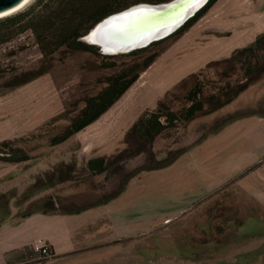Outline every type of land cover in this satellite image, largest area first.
Segmentation results:
<instances>
[{
    "label": "rangeland",
    "instance_id": "374dc122",
    "mask_svg": "<svg viewBox=\"0 0 264 264\" xmlns=\"http://www.w3.org/2000/svg\"><path fill=\"white\" fill-rule=\"evenodd\" d=\"M262 32L264 0H217L193 27L166 43L173 44L97 122L57 146L51 139L97 92L101 58L64 52L45 64L31 32L4 46L2 70H49L14 89L6 87L9 73L0 78V143L21 139L18 146L32 157L18 164L0 161V213L99 207L121 176L92 175L88 161L129 147V130L169 91ZM249 89L192 122L179 145L189 149L171 165L131 179L106 205L107 226L101 225V212L93 221L98 230L113 233L106 256L74 264H211L208 253L225 257L215 264H264V79ZM143 161L139 156L123 167L131 170Z\"/></svg>",
    "mask_w": 264,
    "mask_h": 264
},
{
    "label": "trees",
    "instance_id": "16d2710c",
    "mask_svg": "<svg viewBox=\"0 0 264 264\" xmlns=\"http://www.w3.org/2000/svg\"><path fill=\"white\" fill-rule=\"evenodd\" d=\"M168 1L170 0H35L24 9L0 18V50L27 32H31L45 64L57 54L64 52L91 53L101 58L96 65L101 74L97 83V92L83 100V107L77 117L60 134L51 139L52 146L66 142L97 122L173 44L171 42L172 44L166 46V43L175 40L193 27L217 2L210 0L170 37L130 53L102 55L99 49L82 40L95 24L108 15L138 3L159 4ZM45 68L47 69L40 67L20 75L14 73L12 67L3 70L0 68V78L9 73L11 77L6 87L14 89L47 73L49 69ZM263 79L264 32L257 35L248 46L235 50L230 58L212 61L199 72L182 80L172 92L166 94L155 110L144 113L129 130L126 136V144L129 147L110 158L97 157L88 161L87 169L92 175L113 172L121 176L116 188L99 204L109 203L120 196L126 190L129 181L140 174L171 165L189 149V147L179 148V145L184 141L185 132L192 122L221 110ZM225 123L214 124L208 135L220 130ZM206 136H202L197 143ZM21 142V139L1 142L0 161L10 164L30 161L32 157L28 151L18 146ZM132 145L134 147L131 148ZM139 156L144 157L143 164L125 170L124 163ZM92 207L70 211L56 208L42 213L79 214ZM209 242L216 244L214 240ZM216 245L218 246V243ZM207 255L211 264L225 258L220 255L211 256L209 253ZM50 257H53L51 251L50 255L41 256L35 253L33 248L28 247L22 251L6 254L8 264H11L12 260H19L18 264H24L47 260ZM24 258L28 260L21 261ZM181 260L187 261L185 258Z\"/></svg>",
    "mask_w": 264,
    "mask_h": 264
},
{
    "label": "crops",
    "instance_id": "0c3cea01",
    "mask_svg": "<svg viewBox=\"0 0 264 264\" xmlns=\"http://www.w3.org/2000/svg\"><path fill=\"white\" fill-rule=\"evenodd\" d=\"M107 204L79 214H45L42 211H33L28 216H19L16 209H12L8 215L0 213V264H8L6 254L32 248L38 240L45 242L53 257L24 264H74L82 261L83 257L90 260L98 253L106 256L109 247L107 240L108 237H113V233H109L107 227H104V232L98 230L93 221L101 213V219L107 217ZM107 224L104 219L101 225ZM27 260L24 258L21 261ZM18 263L19 260L11 261V264Z\"/></svg>",
    "mask_w": 264,
    "mask_h": 264
},
{
    "label": "water",
    "instance_id": "95a60500",
    "mask_svg": "<svg viewBox=\"0 0 264 264\" xmlns=\"http://www.w3.org/2000/svg\"><path fill=\"white\" fill-rule=\"evenodd\" d=\"M28 1L0 0V18L20 11ZM209 1L170 0L159 4H134L103 18L83 36L82 40L99 49L102 55L130 53L170 37ZM124 30L129 33L120 34L125 33ZM92 36H95L97 42L90 41ZM107 50L109 52H105Z\"/></svg>",
    "mask_w": 264,
    "mask_h": 264
},
{
    "label": "built area",
    "instance_id": "2783aa9c",
    "mask_svg": "<svg viewBox=\"0 0 264 264\" xmlns=\"http://www.w3.org/2000/svg\"><path fill=\"white\" fill-rule=\"evenodd\" d=\"M32 248H33L35 253H37V254H39L41 256L50 255L49 247L42 240H38L36 243H34Z\"/></svg>",
    "mask_w": 264,
    "mask_h": 264
},
{
    "label": "bare ground",
    "instance_id": "6f19581e",
    "mask_svg": "<svg viewBox=\"0 0 264 264\" xmlns=\"http://www.w3.org/2000/svg\"><path fill=\"white\" fill-rule=\"evenodd\" d=\"M29 1H31V0H29ZM29 1H28V2H29ZM32 1H33V0H32ZM28 2H27V3H28ZM30 4H31V3H30ZM137 21H138V20H137ZM136 23H137V22H136ZM124 32H125V33L120 32V34H128V33H129V32L126 31V30H124ZM120 34H119V35H120ZM118 37H119V36H118ZM90 41H91V42H97L95 36H92V38H90ZM105 52H109V51L107 50V51H105Z\"/></svg>",
    "mask_w": 264,
    "mask_h": 264
},
{
    "label": "flooded vegetation",
    "instance_id": "af4514ba",
    "mask_svg": "<svg viewBox=\"0 0 264 264\" xmlns=\"http://www.w3.org/2000/svg\"><path fill=\"white\" fill-rule=\"evenodd\" d=\"M203 9V8H202Z\"/></svg>",
    "mask_w": 264,
    "mask_h": 264
}]
</instances>
